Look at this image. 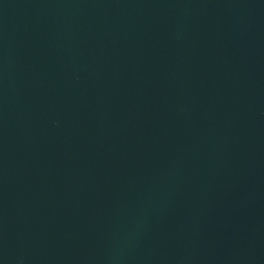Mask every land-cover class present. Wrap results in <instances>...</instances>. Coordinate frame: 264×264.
Wrapping results in <instances>:
<instances>
[{"label": "water", "instance_id": "95a60500", "mask_svg": "<svg viewBox=\"0 0 264 264\" xmlns=\"http://www.w3.org/2000/svg\"><path fill=\"white\" fill-rule=\"evenodd\" d=\"M0 264H264V0H0Z\"/></svg>", "mask_w": 264, "mask_h": 264}]
</instances>
